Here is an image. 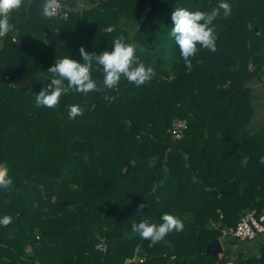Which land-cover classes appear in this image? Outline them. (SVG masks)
<instances>
[{"label":"trees","instance_id":"1","mask_svg":"<svg viewBox=\"0 0 264 264\" xmlns=\"http://www.w3.org/2000/svg\"><path fill=\"white\" fill-rule=\"evenodd\" d=\"M220 2L68 0L67 18H45L42 0H24L11 13L16 32L0 37V162L13 185L0 189V218L13 222L0 225V264H264V237L204 252L243 212L264 214V121L255 124L253 103L263 96L251 85L264 74V0H226L230 16L221 10L214 21L217 50L201 48L191 72L170 35L175 8L210 12ZM121 34L153 67L149 82L122 77L103 94L36 106L56 59L82 63L81 47L99 54ZM92 76L102 83V69ZM69 105L83 115L69 119ZM177 118L188 123L181 139L169 132ZM165 212L183 231L152 247L132 232ZM100 238L105 252L94 248Z\"/></svg>","mask_w":264,"mask_h":264},{"label":"clouds","instance_id":"2","mask_svg":"<svg viewBox=\"0 0 264 264\" xmlns=\"http://www.w3.org/2000/svg\"><path fill=\"white\" fill-rule=\"evenodd\" d=\"M24 0H0V37L6 36L10 32H16L15 25L10 22L11 13L19 10L23 6ZM62 7L61 0H42L41 14L45 18H52L58 9ZM227 18L231 14V6L226 0H221L219 5L210 12L190 11L184 7L175 8L171 14L173 26L170 35L174 38L179 48L180 57L188 72L193 69V58L201 48L211 52L217 50V33L214 21L221 16ZM19 33L17 32V36ZM138 43L126 40L123 34L113 40L110 50H105L99 54L89 53L83 47L79 49L83 62L65 56L56 59L55 64L47 72L53 74L55 79H51L48 86L41 88L35 94V104L37 107L55 108L60 103V98L70 92L87 95L90 92L104 93L105 90L116 89L121 78L139 87L149 82L155 75L151 66H146L136 53ZM202 61H197L201 63ZM94 65L97 70L102 69L103 80L100 85L93 79L92 71ZM65 82L67 84L65 85ZM83 108L79 105L68 106L69 119H75L83 115ZM264 163V157L260 159ZM13 185L10 176V169L7 162H0V189H9ZM145 204H140L139 209H143ZM161 223L150 222L145 219L141 222L133 223L131 230L140 236L141 239L149 240V246H155L162 241L169 233L181 232L184 229L183 220L176 215L165 212L161 216ZM13 222L11 215H4L0 218V225L7 227Z\"/></svg>","mask_w":264,"mask_h":264},{"label":"built area","instance_id":"3","mask_svg":"<svg viewBox=\"0 0 264 264\" xmlns=\"http://www.w3.org/2000/svg\"><path fill=\"white\" fill-rule=\"evenodd\" d=\"M68 0H61L62 7L57 10L53 17L67 18L68 12L66 10V2ZM188 128V123L185 119H174L169 128V132L174 139H181ZM221 217V215H220ZM264 237V214H257L255 210H248L243 212L234 226L222 228L218 238L222 245L228 239H236L240 242H254L259 241ZM94 248L97 251L105 252L107 249L106 242L100 238ZM134 260L142 261V257H137Z\"/></svg>","mask_w":264,"mask_h":264},{"label":"water","instance_id":"4","mask_svg":"<svg viewBox=\"0 0 264 264\" xmlns=\"http://www.w3.org/2000/svg\"><path fill=\"white\" fill-rule=\"evenodd\" d=\"M81 7V6H79ZM1 82L4 84H13L18 87H23L27 84V82L22 81L19 77H15L12 80L9 79L8 77H2ZM44 83L46 85H49L51 83V79L45 78ZM223 250V245L218 237H215L207 246L204 252L206 254H210L212 256H215L219 253H221Z\"/></svg>","mask_w":264,"mask_h":264},{"label":"rangeland","instance_id":"5","mask_svg":"<svg viewBox=\"0 0 264 264\" xmlns=\"http://www.w3.org/2000/svg\"><path fill=\"white\" fill-rule=\"evenodd\" d=\"M264 73V70H263ZM251 85L254 87L255 89V94L259 93V96H263L261 97V99H255L253 101L254 106H255V124H259L261 122L264 121V74H263V79L258 80V81H253L251 83ZM260 121V122H259ZM27 250H29V248H27ZM137 257H142L139 255H135L134 258L136 259ZM138 261V260H136Z\"/></svg>","mask_w":264,"mask_h":264}]
</instances>
